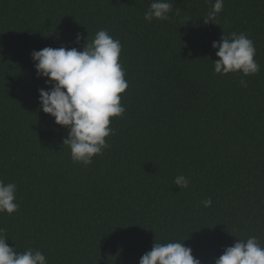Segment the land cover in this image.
<instances>
[{
    "label": "trees",
    "instance_id": "1",
    "mask_svg": "<svg viewBox=\"0 0 264 264\" xmlns=\"http://www.w3.org/2000/svg\"><path fill=\"white\" fill-rule=\"evenodd\" d=\"M152 2L0 0V180L16 184L19 205L0 229L17 252L139 264L156 242H180L215 264L238 239L264 246V0H224L207 24L215 0H168L170 18L148 22ZM99 30L120 41L129 86L110 146L86 166L41 109L49 86L32 52L82 51ZM232 33L254 42L259 74L214 72L212 44Z\"/></svg>",
    "mask_w": 264,
    "mask_h": 264
},
{
    "label": "clouds",
    "instance_id": "2",
    "mask_svg": "<svg viewBox=\"0 0 264 264\" xmlns=\"http://www.w3.org/2000/svg\"><path fill=\"white\" fill-rule=\"evenodd\" d=\"M224 0H215L212 11L205 24L215 20L222 12ZM173 5L168 0H153L144 19L168 20ZM83 37L77 34L76 43ZM121 43L107 30H99L94 39L83 50L76 47H45L32 52L37 78H45L47 90H39V102L42 111L55 119L57 125L68 130L63 144L69 146L73 162L90 165L96 155L110 145L106 138L114 135L110 127L112 118L122 117L126 108L121 104V94L125 93L128 83L120 63ZM218 59L214 60V72L226 76L240 73L242 76L259 74L254 42L244 33H232L231 37L222 36L214 41ZM244 87L247 83L240 80ZM174 184L187 188L189 180L183 175L175 178ZM17 186L0 180V213L12 215L18 211L16 203ZM210 207L212 200L203 201ZM4 229H0V264H48L46 256L40 250L28 249L17 252L8 244ZM139 264H201L193 256V250L184 243H155L151 251L145 253ZM215 264H264V246L256 237L246 241L238 239L224 249Z\"/></svg>",
    "mask_w": 264,
    "mask_h": 264
}]
</instances>
